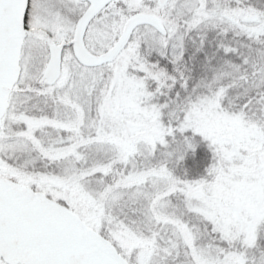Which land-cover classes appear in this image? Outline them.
I'll list each match as a JSON object with an SVG mask.
<instances>
[{
	"label": "snow or ice",
	"instance_id": "1",
	"mask_svg": "<svg viewBox=\"0 0 264 264\" xmlns=\"http://www.w3.org/2000/svg\"><path fill=\"white\" fill-rule=\"evenodd\" d=\"M0 264H264V0H0Z\"/></svg>",
	"mask_w": 264,
	"mask_h": 264
},
{
	"label": "rangeland",
	"instance_id": "2",
	"mask_svg": "<svg viewBox=\"0 0 264 264\" xmlns=\"http://www.w3.org/2000/svg\"><path fill=\"white\" fill-rule=\"evenodd\" d=\"M199 139V138H198ZM204 145H206V142L201 141ZM203 146L202 150H198L201 151L198 153V155L192 160H190V162L188 163V165L190 167H192L191 172L197 176V178L199 177V175H204L205 169L207 168V166L209 165V163L211 162V154L206 146ZM206 151V152H204ZM178 172H181L180 169H177Z\"/></svg>",
	"mask_w": 264,
	"mask_h": 264
},
{
	"label": "trees",
	"instance_id": "3",
	"mask_svg": "<svg viewBox=\"0 0 264 264\" xmlns=\"http://www.w3.org/2000/svg\"><path fill=\"white\" fill-rule=\"evenodd\" d=\"M185 55L187 56L188 53H186ZM197 55L199 56V55H202V54H201V53H197ZM194 71H195V69H194ZM197 140H198V143H197V145H196V147H195V150H194V151H193V150H189V151L185 154L184 159L181 161L180 165H179L178 168H177V169H180L181 171H186L187 174H188V177L191 178V179H195V178H197V176L194 175V174L191 172L192 167H190V166L188 165V163L190 162L191 159L193 160V159L198 155L199 152H201V151H198V150H199V149L202 150V148H203L202 145H204V144H203L198 138H197ZM204 146H206V145H204ZM204 152H206V151H204ZM206 153H207V152H206ZM200 176H201V175H199V177H200Z\"/></svg>",
	"mask_w": 264,
	"mask_h": 264
}]
</instances>
